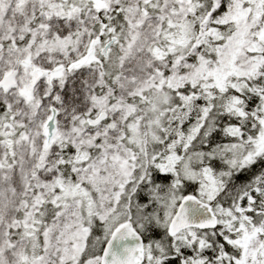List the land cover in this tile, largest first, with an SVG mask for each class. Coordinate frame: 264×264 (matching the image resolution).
I'll use <instances>...</instances> for the list:
<instances>
[{
    "label": "snow or ice",
    "instance_id": "1",
    "mask_svg": "<svg viewBox=\"0 0 264 264\" xmlns=\"http://www.w3.org/2000/svg\"><path fill=\"white\" fill-rule=\"evenodd\" d=\"M0 264H264V0H0Z\"/></svg>",
    "mask_w": 264,
    "mask_h": 264
}]
</instances>
